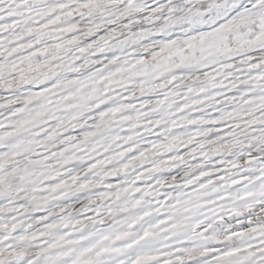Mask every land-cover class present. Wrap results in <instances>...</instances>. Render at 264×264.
Listing matches in <instances>:
<instances>
[{"label": "snow or ice", "instance_id": "1", "mask_svg": "<svg viewBox=\"0 0 264 264\" xmlns=\"http://www.w3.org/2000/svg\"><path fill=\"white\" fill-rule=\"evenodd\" d=\"M0 264H264V0H0Z\"/></svg>", "mask_w": 264, "mask_h": 264}]
</instances>
